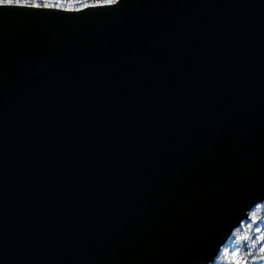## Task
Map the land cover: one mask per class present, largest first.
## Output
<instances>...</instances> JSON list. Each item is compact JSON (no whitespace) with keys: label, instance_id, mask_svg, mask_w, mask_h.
<instances>
[{"label":"water","instance_id":"water-1","mask_svg":"<svg viewBox=\"0 0 264 264\" xmlns=\"http://www.w3.org/2000/svg\"><path fill=\"white\" fill-rule=\"evenodd\" d=\"M264 200V0L0 6V264H208Z\"/></svg>","mask_w":264,"mask_h":264},{"label":"rangeland","instance_id":"rangeland-1","mask_svg":"<svg viewBox=\"0 0 264 264\" xmlns=\"http://www.w3.org/2000/svg\"><path fill=\"white\" fill-rule=\"evenodd\" d=\"M264 200L250 207L208 264H264Z\"/></svg>","mask_w":264,"mask_h":264},{"label":"built area","instance_id":"built-area-1","mask_svg":"<svg viewBox=\"0 0 264 264\" xmlns=\"http://www.w3.org/2000/svg\"><path fill=\"white\" fill-rule=\"evenodd\" d=\"M115 0H14L13 4L33 5L37 4L42 7L60 8V9H78L88 5L109 4Z\"/></svg>","mask_w":264,"mask_h":264},{"label":"snow or ice","instance_id":"snow-or-ice-1","mask_svg":"<svg viewBox=\"0 0 264 264\" xmlns=\"http://www.w3.org/2000/svg\"><path fill=\"white\" fill-rule=\"evenodd\" d=\"M14 0H0V6H12L13 5ZM17 6H28V5H24V4H17ZM32 7H39L40 5L37 4H33L31 5ZM50 5H46V7H48ZM264 239V238H262ZM261 252H264V248L260 249ZM262 259H264V257H261ZM237 264H240L239 261H237Z\"/></svg>","mask_w":264,"mask_h":264}]
</instances>
